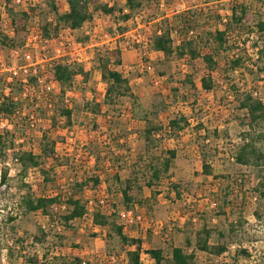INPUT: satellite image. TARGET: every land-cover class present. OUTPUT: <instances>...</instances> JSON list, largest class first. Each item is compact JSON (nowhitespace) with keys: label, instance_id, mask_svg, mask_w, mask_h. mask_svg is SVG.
<instances>
[{"label":"rangeland","instance_id":"obj_1","mask_svg":"<svg viewBox=\"0 0 264 264\" xmlns=\"http://www.w3.org/2000/svg\"><path fill=\"white\" fill-rule=\"evenodd\" d=\"M65 1L55 0L60 12L66 10ZM107 1L116 2L119 7L124 2L100 0L104 3ZM232 1L156 0L158 6L155 7L152 1L142 0L146 14L150 13L151 8V12L154 10L164 21L148 22V16L143 15L123 23L114 21L110 16L94 13L93 20L78 31L65 30L60 34V39L53 35L52 39L46 41L41 39L38 28L40 22H44L45 11L38 6L26 46L21 51L24 56L27 55L24 66L19 67L18 63L22 61L0 50V69L4 70L6 64L10 63L12 71L21 79L32 63L44 65L52 59L78 63L77 59L80 58L81 63L78 64L90 72L87 79L89 84L86 85L87 81L84 83L81 77L74 79L73 88L67 93V100L72 103V117L71 124L66 127L64 119L57 112L52 114L54 122L40 114L43 108L39 107V101L36 105L24 104L23 116H30V122H23L25 131L22 137H19L21 130L15 133L17 143L24 150L39 153L38 145L44 132L56 144L58 161L54 163L57 166L55 173L49 175L50 181L44 182L39 173H31L28 179L23 180L17 173V166L10 160L6 164L8 176L3 184L0 166V264H28L27 257L41 256L47 248H50L51 256L69 259L79 257L93 264H122L126 249L115 240L106 244L101 233L91 228L90 213L82 220L72 223L70 229H63L56 223V219L51 224L40 213L25 214L20 201L28 193L34 197L63 196L67 182L87 175V171L93 166V158L88 152L97 151L96 148L102 150L104 145L122 154L123 161L129 163L133 160L144 146L139 136L131 131L132 129L137 133L139 126H142L139 122L134 125L131 123L133 115L136 118L134 120H137L141 110H157L156 121L164 129H167L168 121L173 118H184L187 124L176 134H167L164 130L166 147L175 149L178 154L176 164L171 169L173 176L170 181L179 187L181 196L177 197L168 187L169 182L164 181L156 189L155 200H149L133 214H121V218L117 219L124 226L127 236L142 238L144 252L141 254V263L152 264L153 261L145 252L153 248H162L167 253L173 245L188 252L194 251V234L200 226L206 225L225 234L228 250L220 257L195 252V264H264V200L255 189L258 182H263L264 185V159L257 168H253L237 166L231 158L237 153L241 135L249 132L241 123L244 112L237 107L241 92L251 90L264 102V82L253 67L254 53L249 52L250 57L247 59L253 60L247 64L248 71H238L228 77L221 69L224 66L222 55L215 54L216 70L210 73L212 89L207 92L201 88L200 83V79L208 74L201 58L192 60L186 56L183 60L173 57L164 62L162 55L151 52L144 46L152 32L159 28L170 31L175 46L186 37H203L210 25L222 29L221 22L216 18L226 21ZM22 6L21 4L20 7ZM189 11L195 13L189 15ZM182 18L190 21L183 25ZM119 27L127 32L124 31L126 33L121 35ZM10 30L6 13L0 8V32L10 35ZM50 31L55 30L50 28ZM125 41L133 42L134 49L127 48ZM71 42L81 43L84 50L74 48L70 45ZM114 48L122 52L123 75L129 80L136 102L141 108L136 106L130 113L131 101L124 98L119 114L111 107H103L101 115L96 117L86 106L103 100L105 86L99 84L101 81H98L97 74L92 72L97 64L94 55L96 50ZM199 52L202 55L209 52V49L200 48ZM44 59L47 61L44 62ZM155 81L158 83L154 84ZM46 91L56 95L59 86L51 82ZM42 94L32 91L31 97ZM251 132L250 139L264 156V137H261L264 122L254 126ZM196 144L205 146V161L211 165L214 175L224 174L231 178L228 187L230 196L225 205H222V200L212 201L213 196L208 193L211 182L220 187L224 183L201 175L203 158L198 153H193ZM152 150L158 154L162 150L161 144L152 146ZM100 159H103L102 155ZM51 164L48 161L45 166ZM120 164L122 163L119 162L118 165ZM60 166H72L75 169H70L77 173ZM26 183L30 188L26 187ZM149 194L150 190L144 188V197L147 198ZM82 195L89 201V211L94 202L101 204L103 212L111 211L109 204L107 205L110 198L107 197L104 186L96 191L86 188ZM256 197H259L258 202ZM117 209H121L120 205H117ZM255 210H258V217L253 215ZM61 213L60 207L51 209L55 218ZM49 225L52 227L49 228ZM39 228L51 229V235L35 243L32 236L40 237ZM186 240L190 245H187ZM216 242L215 238L210 239V244L214 245Z\"/></svg>","mask_w":264,"mask_h":264},{"label":"trees","instance_id":"obj_2","mask_svg":"<svg viewBox=\"0 0 264 264\" xmlns=\"http://www.w3.org/2000/svg\"><path fill=\"white\" fill-rule=\"evenodd\" d=\"M21 1L22 7H20L21 4H14L13 0H0V8L5 11L11 27L10 35L0 32V50L6 51L7 54L10 53V57L12 52H16V60L22 61L18 63V66L24 64L25 56L21 51L25 47L28 31L39 7H43L42 9L45 11L44 22H40L41 24L38 26L42 40H50L53 35L60 39V34L67 29L78 31L83 25L93 20L94 13L110 16L114 21L123 23L143 15L148 16V22L163 20L161 16L159 17L154 13V10L151 12V8L149 9L150 13L146 14L142 0H124L122 7L113 1L104 3L100 0H66V10L63 12H60L55 0ZM148 1H152L155 7L158 6L156 0ZM231 4L230 14L226 21L219 17L216 18L218 22H221L222 29H216L210 25L203 37H186L175 46L170 31L159 28L152 32L148 49L162 55L164 62L170 61L173 57L183 58V60L186 59V56L192 60L201 58L208 74L200 79V83L201 88L207 92L212 89L210 73L216 70L215 54L222 55L224 66L221 69L228 77L238 71L249 70L247 64L253 59L247 58L250 57L249 52L251 51L255 56V60L252 61L253 67L264 82V0H233ZM194 13L195 11L188 12L189 15ZM183 20L185 22H182L183 25L190 21L186 18ZM50 28L55 31H50ZM118 31L121 34L127 32L121 27L118 28ZM200 48H207L209 52L201 55ZM96 51L94 56L97 64H95L94 69L99 72L101 82L105 85V91L101 103L91 104V106L86 104L89 112L97 116L101 115V108L111 107L119 114L122 107L120 105L124 98L131 101L130 113L136 106L141 108L136 102L129 80L123 75L122 52L118 48ZM6 65L10 66L11 64L7 63ZM35 67V72L29 69L24 79L8 73L3 68L0 69V120H5L11 126L9 129L0 125V166L2 167L1 182L3 184L8 176L6 164L10 160L17 166V173L23 180L28 179L31 173L34 175L39 173L43 182L45 180L50 181L48 180L49 175L55 173L57 166H54V163L58 161L55 142L42 132L38 145L39 153H34L31 150H24L16 141L15 133L21 130L19 137L24 135L23 122L26 121V124L30 122V116H23L24 104L33 103L36 105L39 101L41 103L39 107L43 108L39 113L47 117V120L53 121L55 117L52 114L57 112L56 114L64 119V126H69L72 117V103L68 102L67 93L73 88L75 78L81 77L84 83L89 78V72L76 62L67 63L52 59L44 65H36ZM51 82L59 86V92L56 95L46 91ZM32 91L43 94L31 97ZM237 107L244 112L241 123L243 127L249 129V132L241 135L237 153L233 154L231 158L237 166L257 168L264 156L255 147L253 140L250 139V133H252L251 130L254 126L264 122V102L254 92L247 90L241 92ZM157 114V110H141L137 120H134L136 119L134 115L133 119L131 118L133 125L136 122L142 124L137 133L135 130L131 129V131L139 136L144 146L141 152L129 163L123 161L124 156L113 151L108 145H104L102 150L96 148L97 151L88 152L93 158L92 170L83 177H75L74 180H69L63 196L58 194L52 197H34L28 193L21 198V209H24L25 214L40 213L51 224L56 219V223L63 229H70L72 223L82 220L90 213L92 227H97L104 232L106 244H110V240H115L117 244L126 249L122 264H142L141 254L144 252L142 238L127 236L124 233V226L119 224L117 219L121 218V214H133L137 208H142L149 200H155L156 189L162 186L164 181L169 182L168 187L177 197L181 196L179 187L170 181L173 176L171 169L174 167L176 150L166 147L164 132L176 134L183 130L187 124L184 118H173L168 121L167 129H164L161 123L156 121ZM261 137H264V133ZM204 139L206 141L207 138ZM157 144H161L162 147L158 154L152 150V146L155 147ZM196 146L203 158L201 175L212 177L213 181L221 180L224 183L222 187L219 184H217L219 187L215 186L214 182L209 184L208 193L213 196L212 201L222 200V205L227 204V199L230 196L228 187L231 178L224 174L214 175L211 165L205 161L207 157V152L204 150L205 146L197 144ZM101 155L103 156L102 160L100 159ZM48 161H51L52 164L46 167ZM119 162L122 164L118 165ZM60 167L75 169L72 166ZM69 171L77 173L75 170L70 169ZM52 180L55 185L53 178ZM102 186H104L107 197L110 198L107 200V205L109 204L111 211L103 212L102 206L98 202H94L89 211L87 207L89 201L84 199L83 191L86 188L96 191ZM26 187L30 188L27 183ZM144 188L150 190L147 198L144 197ZM255 189L260 195L259 197L264 200L263 182H258ZM259 197H256L257 202ZM115 200L117 201L115 202ZM117 205H120L121 209H117ZM53 207L62 209L59 217L55 218V215L51 214ZM258 214V210L253 212L255 217H258ZM48 227L51 228L52 226L49 225ZM49 228L47 230L39 228L41 238L35 235L32 236V240L36 243L46 239L51 235ZM213 238L217 241L214 245L210 244V239ZM193 239L194 251L192 252L171 245L167 253L162 248L149 249L145 253L153 261L152 264H195V252L220 257L228 250L225 234L221 230L211 229L206 225L200 226ZM186 243L190 245L188 240ZM49 249L47 248L41 256L27 257V263L93 264L79 257L69 259L51 256ZM241 253L244 254L245 252L241 251Z\"/></svg>","mask_w":264,"mask_h":264},{"label":"built area","instance_id":"obj_3","mask_svg":"<svg viewBox=\"0 0 264 264\" xmlns=\"http://www.w3.org/2000/svg\"><path fill=\"white\" fill-rule=\"evenodd\" d=\"M13 3L14 4H17V5H19V4H22V1L21 0H13ZM67 30H70V29H67ZM64 32V31H63ZM70 32H73V30H70ZM125 34V33H124ZM124 34H121V35H124ZM29 36V31H28V35H27V37ZM150 38V37H149ZM149 38L145 41V44H144V46H145V48H147L148 49V42H149ZM27 40V39H26ZM44 41H46V40H44ZM133 43V42H132ZM132 43H129L128 41H125L124 42V44L125 45H127V48H129V49H134V48H132ZM136 43H138V40H136ZM70 45H72V46H74V48H77L78 50H80V51H83L84 50V48H83V46H82V44L81 43H70ZM25 46H26V44H25ZM75 50V49H74ZM149 50V49H148ZM17 56V53L16 52H12V57H16ZM27 58V55H25V57H24V59H26ZM47 60V59H46ZM45 59L43 60L44 62L46 61ZM77 61H78V63H81V59L79 58V59H77ZM36 65H40L38 62H35V63H32V66L31 67H29V69H32V72H35V69H36ZM24 66V65H23ZM23 66H19V67H23ZM41 66V65H40ZM12 65H10V66H6V68H4V70L5 71H7L8 73H10V74H12V75H17L16 74V72H14V71H12ZM29 69H28V71H29ZM27 71V72H28ZM25 76V75H24ZM21 79H24V77L23 78H21ZM158 82L157 81H155L154 82V84H157ZM256 95V94H255ZM0 125H1V127H5V128H11V126L9 125V124H7V122L5 121V120H0ZM130 213H126L125 215H129ZM122 215H124V213L122 214ZM114 256H112V258H113Z\"/></svg>","mask_w":264,"mask_h":264},{"label":"crops","instance_id":"obj_4","mask_svg":"<svg viewBox=\"0 0 264 264\" xmlns=\"http://www.w3.org/2000/svg\"><path fill=\"white\" fill-rule=\"evenodd\" d=\"M73 32H74V31H73ZM121 58L124 59V58H123V55H121ZM122 68H123V62H122ZM84 70L87 71L86 68H84ZM91 70H92V69H91ZM92 72L94 73V75L97 74V76H98V81H101L99 72H98L96 69H93ZM89 75H90V72H89ZM88 84H89V81L86 82V85H88ZM99 84H102L103 87L105 86L104 83H102V82L99 83ZM104 91H105V90H104ZM103 95H104V94H103ZM101 102H102V100H101ZM101 102H97V103H101ZM94 116H95V115H94ZM97 116H99V115H97ZM97 116H96V117H97ZM171 149H173V148H171ZM174 150H175V149H174ZM193 153H194V154H197V153L199 154L197 147H196V149H195V151H194ZM199 155H200V154H199ZM177 156H178V154H177V151H176V159L174 160V166H175V164H176L175 162H176V160H177V158H178ZM92 167H93V166H91L90 170H88L87 173H88L89 171L92 170ZM90 226H91L92 229H94V231H97L98 233H101V236L104 237V232H103V231H101V230H100L99 228H97V227H92V225H91V220H90Z\"/></svg>","mask_w":264,"mask_h":264}]
</instances>
